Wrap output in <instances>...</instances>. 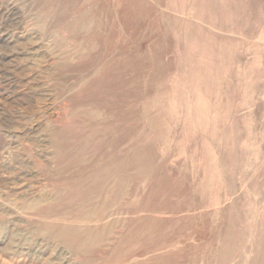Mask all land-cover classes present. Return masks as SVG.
I'll return each instance as SVG.
<instances>
[{
  "label": "rangeland",
  "instance_id": "obj_1",
  "mask_svg": "<svg viewBox=\"0 0 264 264\" xmlns=\"http://www.w3.org/2000/svg\"><path fill=\"white\" fill-rule=\"evenodd\" d=\"M0 264H264V0H0Z\"/></svg>",
  "mask_w": 264,
  "mask_h": 264
},
{
  "label": "bare ground",
  "instance_id": "obj_2",
  "mask_svg": "<svg viewBox=\"0 0 264 264\" xmlns=\"http://www.w3.org/2000/svg\"><path fill=\"white\" fill-rule=\"evenodd\" d=\"M227 3H228V2H227ZM224 5H225V4H224ZM116 7H117V6H116ZM121 10H122V9H121ZM110 12H111V11H110ZM89 180H90V179H89ZM107 184H108V183H107ZM105 187H106V185H105ZM110 187H111V186H110ZM80 188H81V187H80ZM78 189H79V188H78ZM75 190H76V189H75ZM88 195H89V193H88ZM85 197H86V196H85ZM94 197H95V196H94ZM79 206H80V205H79ZM93 209H94V208H93ZM81 210H82V209H81ZM89 210H90V209H89ZM96 210H97V209H96ZM83 211H84V210H83ZM87 211H88V210H87ZM87 211H86V215H87ZM90 211H93V210H90ZM94 211H95V210H94ZM79 212H80V211H79ZM82 213H83V212H82ZM88 213H90V212H88ZM92 213H93V212H92ZM94 213H95V212H94ZM83 215H84V213H83ZM90 215H91V214H90ZM92 215H93V214H92ZM92 215H91V216H92ZM75 216H76V215H75ZM80 216H81V215L78 214V217H79V218H80ZM75 218H77V217H75ZM82 218H83V217H82ZM72 219H74V218H72ZM74 220H75V219H74ZM77 220H78V219H77ZM79 220H80V219H79ZM88 220H89V219H88ZM80 221H81V220H80ZM80 221H79V222H80ZM83 221H85V219H84ZM73 222H74V221H73ZM79 222H78V223H79ZM86 222H87V220H86ZM96 222H97V221H96ZM96 222H95V223H96ZM75 223H76V222H75ZM78 223H77V224H78ZM84 223H85V222H84ZM72 224H73V223H72ZM86 224H87V223H86ZM90 224H91V223H90ZM93 225H95V224H93ZM90 227H91V226H90ZM93 227H94V226H93ZM67 228H69V227H67ZM65 229H66V228H65ZM65 229H64V230H65ZM89 229H90V228H89ZM64 230H62V231H64ZM85 230H86V228L84 229V231H85ZM94 230H95V229H94ZM94 230H93V231H94ZM62 231H61V232H62ZM65 231H66V230H65ZM65 231H64V232H65ZM67 231L69 232V230H67ZM87 231H88V229H87ZM81 232H83V231L81 230ZM70 233H72V232H70ZM85 233H87V232H85ZM89 233H91V232H89ZM89 233H88V234H89ZM92 233H93V232H92ZM68 234H69V233H68ZM74 234L77 235L76 232H74ZM61 235H63V234H61ZM75 235H74V236H75ZM80 235H81V234H80ZM78 236H79V234H78ZM84 236H85L84 238H87L86 234H85ZM88 236H89V235H88ZM95 236H96V235H95ZM63 237H64V236H63ZM91 237H92V234H91ZM93 237H94V236H93ZM93 237H92V238H93ZM64 238H66V237H64ZM76 238H77V237H75L74 239H76ZM84 238H83V240H84V242H86V240H87L88 238L90 239V236H89L87 239H84ZM92 238H91V239H92ZM72 239H73V238H72ZM81 239H82V238H81ZM89 239H88V240H89ZM91 239H90V241H91ZM65 241H67V240H65ZM78 241H79V240H78ZM67 242H69V241H67ZM82 242H83V241H82ZM88 242H89V241H88ZM74 243H75V242H74ZM78 243H79V242H78ZM88 244H89V243H88ZM88 244H87V245H88ZM78 245L81 246L82 243H81V244H78ZM83 245H84V243H83ZM83 245H82V246H83ZM90 245H91V244H90ZM75 246H76V245L74 244V247H75ZM77 247H78V246H77ZM81 248H82V247H80L79 250H80ZM79 250H78V251H79Z\"/></svg>",
  "mask_w": 264,
  "mask_h": 264
}]
</instances>
